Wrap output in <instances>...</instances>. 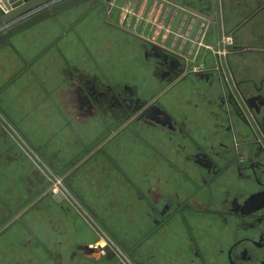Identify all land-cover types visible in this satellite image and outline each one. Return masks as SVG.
I'll list each match as a JSON object with an SVG mask.
<instances>
[{
	"label": "crops",
	"instance_id": "0c3cea01",
	"mask_svg": "<svg viewBox=\"0 0 264 264\" xmlns=\"http://www.w3.org/2000/svg\"><path fill=\"white\" fill-rule=\"evenodd\" d=\"M113 1L97 0L83 19H77L82 9L76 5L8 38L0 47V118L86 214L118 244L123 236V248H134L139 261L129 257L132 264H192L193 252L180 260L181 250L166 238L175 228L152 231V208L164 193L169 198L183 189L177 171L195 173V153L228 141L213 106L219 88L188 71L183 81L167 84L160 78L159 55L147 48L154 43L172 58H194L192 30L201 19L169 1L209 15L210 0ZM219 3L229 29L251 16L264 20L253 16L264 0ZM249 41L240 37L242 45ZM125 86L147 106L167 110L179 129L147 118L123 119L109 89L119 93ZM51 159L63 174L53 173ZM39 174L44 178L0 126V224L11 220L0 229V264H112L101 252L78 250L98 243L96 235L66 199L52 198L56 185L46 191L50 180ZM217 188L213 207L223 211ZM242 188L235 192L241 201L251 191ZM254 202L252 212L262 214L261 199ZM200 244L202 264H223L209 242Z\"/></svg>",
	"mask_w": 264,
	"mask_h": 264
},
{
	"label": "flooded vegetation",
	"instance_id": "af4514ba",
	"mask_svg": "<svg viewBox=\"0 0 264 264\" xmlns=\"http://www.w3.org/2000/svg\"><path fill=\"white\" fill-rule=\"evenodd\" d=\"M253 16L264 17V6L256 9ZM248 18L229 29L220 13L221 38L217 36V25L205 20L204 40L208 34H213L222 48L221 51L219 49V70L203 71L202 76L195 75L194 71L187 72L209 87L218 86V102L214 100L213 106L218 108L215 111L219 115L221 131L228 141L217 143L208 152L195 153L192 156L195 173L176 170L183 178V189L169 198L164 193L162 203L159 202L160 207L152 208L156 211L152 231L160 233L170 229V233L175 228L173 235L166 238H170L173 245L181 250L180 260L192 251V261L188 257L192 264H198L197 261L202 264V239L218 251L223 264H264V20L255 22L252 16ZM243 35L249 38V44H240V37ZM167 58L168 54L164 53L163 59ZM159 64L162 65L161 62ZM160 69V78L167 84L183 81L187 77L175 61L168 62L165 68L160 66ZM124 88L119 93L112 88L109 91L113 96V107L119 110L127 122L147 118L161 123L168 130L178 128L167 110L159 105L154 107L157 105L155 103L147 106L135 95L134 90L128 86ZM6 134L16 143L9 133ZM25 155L30 158L26 153ZM247 157L249 162L246 161ZM44 178L48 181L45 175ZM217 185L223 196V211H215L213 207ZM246 185L250 186L251 191L241 201L236 198L235 192L240 191L241 187L245 191ZM258 186L259 192L256 190ZM258 198L262 201V214L252 212L251 207L256 205L254 201ZM67 202L76 210L68 200ZM92 222L96 224L93 219ZM241 223L245 227H237ZM95 226L97 229L90 227L97 242L112 245L119 253L111 260L131 264L119 244L97 224ZM166 244L164 240V245Z\"/></svg>",
	"mask_w": 264,
	"mask_h": 264
},
{
	"label": "water",
	"instance_id": "95a60500",
	"mask_svg": "<svg viewBox=\"0 0 264 264\" xmlns=\"http://www.w3.org/2000/svg\"><path fill=\"white\" fill-rule=\"evenodd\" d=\"M90 0H0V32L5 30L0 34V47L7 43L8 38L16 33L44 20L53 15H56L62 11H65L71 7L82 4ZM110 1V0H107ZM169 3L175 5L176 7L194 15L198 19L203 21H211L212 24L217 25V36L221 38V21L219 16V0H210V13L209 15L191 8L186 5H181L180 3L169 1ZM206 22V21H205ZM219 40V39H218ZM218 43V41H217ZM218 48L220 51L221 47ZM227 49L230 47H226ZM0 126L4 131L9 133V135L18 143V145L25 151V153L30 157L33 163L36 164L37 170L41 171L48 179L56 185L58 189L57 193L50 192L52 198L56 201L61 199L68 200L84 218V220L94 229H97L92 220L86 215V213L77 205V203L71 198V196L57 183L56 179L46 170L41 163L34 157V155L28 150V148L20 141V139L7 127V125L0 118ZM106 242V241H105ZM107 243V242H106ZM93 247V248H92ZM90 247H78V250L85 252V254L90 253H100V257L111 260L115 255H119L117 250L112 246H107L103 241H99L94 246ZM125 264H128L125 262Z\"/></svg>",
	"mask_w": 264,
	"mask_h": 264
},
{
	"label": "rangeland",
	"instance_id": "374dc122",
	"mask_svg": "<svg viewBox=\"0 0 264 264\" xmlns=\"http://www.w3.org/2000/svg\"><path fill=\"white\" fill-rule=\"evenodd\" d=\"M96 1L97 0H90V1H88V2H86L85 4H81V6H80V12H78V16H77V19H83L84 17H82L81 15H85V14H87L88 13V11L91 9V8H93L94 6H96L95 5V3H96ZM110 2H112V0H110ZM94 4V6H90V5H93ZM169 13H170V11H169ZM83 15V16H84ZM104 15H105V13H104ZM116 17V16H115ZM91 18V16H89V17H87V19H90ZM102 19V18H101ZM103 19H104V21H105V19H106V22L107 23H109V22H111V19H109V21H107V16L105 15L104 17H103ZM103 19H102V22H103ZM114 19V22H116V20H115V18H113ZM102 22L100 23L101 24V26H102ZM183 29H185V28H183ZM205 29V30H204ZM203 31H204V33H203ZM205 33H206V22L205 21H203V20H195V22H194V28H193V30H192V34H193V36H192V41H193V47H194V51L196 52V54H195V56H194V58H192V59H186V58H178V59H175V58H172V56H170V55H168V60L166 59H163L164 58V52H162V51H160V49L159 48H157V44H154V43H152V44H150V45H148V51H150V52H152V53H154V54H156V55H159V59L157 60L158 61V66H159V68H160V66H162V68L164 67H167L168 66V62H170V61H175L176 63H178L179 65H180V67L183 69L182 71H194V74L195 75H203V71H206V70H211V72H218V70H219V67H220V65H219V48H218V43H217V41L215 40V38H214V35L213 34H208V36H207V38H205L206 40H204V37H205ZM203 34V35H202ZM164 36H167V32L165 31V30H163L162 31V38L164 37ZM181 36V35H180ZM124 37V39L126 40V38L128 39V38H130L129 36H126V35H122L121 36V38H123ZM201 38H202V40H201ZM165 38H163V42L165 41L164 40ZM175 39H173L172 40V42L174 41ZM201 41V43L204 41L205 42V44H201V46L204 48V50L203 49H200V51H199V42ZM137 45V41H133L132 42V46H136ZM162 45H164L163 43H162ZM171 49V48H170ZM131 53H132V56H135L134 55V52H135V50H134V48L132 47L131 48ZM159 62H161V64L162 65H160L159 64ZM245 138V137H244ZM246 139V138H245ZM88 142H89V140H88ZM247 160V162H249V158L247 157L246 158ZM41 161V160H40ZM51 161H52V166H51V170L53 171V173L54 174H57V176L58 175H60L62 172L58 169V167H59V164H58V162H56L55 160H53V159H51ZM41 163H42V161H41ZM43 164V163H42ZM35 165V164H34ZM44 165V164H43ZM36 166V165H35ZM37 168V167H36ZM40 172V171H39ZM36 174H38V172H36ZM42 174V173H41ZM63 174V173H62ZM40 175V174H39ZM43 175V174H42ZM44 176V175H43ZM54 177V176H53ZM40 178H41V180H45L44 178H42L41 177V175H40ZM55 178V177H54ZM47 181V180H46ZM60 186L68 193V191H67V189L63 186V185H61L60 184ZM55 187V185L50 181H48L47 183H46V185H45V190L47 191V190H54V189H56V188H54ZM69 190V189H68ZM69 194V193H68ZM70 195V194H69ZM71 196V195H70ZM168 201H169V199H168ZM158 207H160V205H158ZM153 210V209H152ZM155 209L153 210V212H152V218H155ZM11 222V220H7V221H2V226H1V224H0V229L2 228V227H4V226H6V225H8L9 223ZM97 224V223H96ZM98 225V224H97ZM99 226V225H98ZM100 227V226H99ZM101 228V227H100ZM102 229V228H101ZM103 230V229H102ZM103 232L106 234V231H104L103 230ZM118 238L122 241V243L119 241V247H120V249L128 256V257H130V258H132V257H134V258H136V255H137V253H135L134 252V248L132 247V246H130L129 244H125L126 245V247H124V248H126V249H124L122 246H124V243H123V236L122 237H120V236H118ZM96 240H97V237L95 238ZM113 239V238H112ZM134 243V242H133ZM130 246V247H129ZM136 260L137 261H139L138 260V257L136 258ZM112 262V264H121V262L120 261H118V260H112L111 261ZM130 262V261H129ZM141 262V261H140ZM131 263V262H130ZM132 264V263H131ZM141 264H142V262H141Z\"/></svg>",
	"mask_w": 264,
	"mask_h": 264
},
{
	"label": "bare ground",
	"instance_id": "6f19581e",
	"mask_svg": "<svg viewBox=\"0 0 264 264\" xmlns=\"http://www.w3.org/2000/svg\"><path fill=\"white\" fill-rule=\"evenodd\" d=\"M112 4H114V1L113 2H111ZM219 16H220V10H219ZM209 24H211V21H209ZM208 24V25H209ZM222 56H223V58H224V60H225V54L223 53L222 54ZM220 62V61H219ZM222 65V64H221ZM34 157H36L35 155H34ZM36 159L38 160V158L36 157ZM39 161V160H38ZM40 162V161H39ZM41 163V162H40ZM35 164V163H34ZM36 165V164H35ZM41 165H42V163H41ZM43 166V165H42ZM37 167V166H36ZM44 167V166H43ZM38 168V167H37ZM45 168V167H44ZM46 169V168H45ZM40 170V169H39ZM38 170V171H39ZM47 170V169H46ZM40 173H42L41 171H40ZM43 174V173H42ZM55 179V178H54ZM89 217V216H88ZM92 220V219H91ZM94 223V222H93ZM95 224V223H94ZM96 225V224H95ZM103 233V232H102Z\"/></svg>",
	"mask_w": 264,
	"mask_h": 264
}]
</instances>
